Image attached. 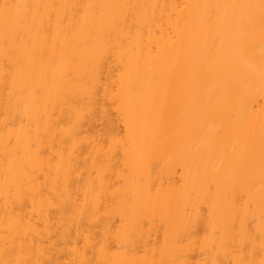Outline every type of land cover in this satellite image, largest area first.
Listing matches in <instances>:
<instances>
[{"label": "bare ground", "instance_id": "1", "mask_svg": "<svg viewBox=\"0 0 264 264\" xmlns=\"http://www.w3.org/2000/svg\"><path fill=\"white\" fill-rule=\"evenodd\" d=\"M0 264H264V0H0Z\"/></svg>", "mask_w": 264, "mask_h": 264}]
</instances>
